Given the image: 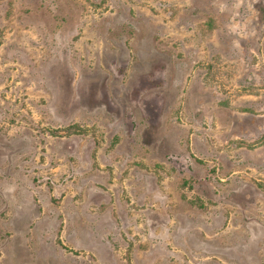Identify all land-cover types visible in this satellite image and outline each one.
Here are the masks:
<instances>
[{"label":"rangeland","instance_id":"obj_1","mask_svg":"<svg viewBox=\"0 0 264 264\" xmlns=\"http://www.w3.org/2000/svg\"><path fill=\"white\" fill-rule=\"evenodd\" d=\"M0 264H264V0H0Z\"/></svg>","mask_w":264,"mask_h":264}]
</instances>
